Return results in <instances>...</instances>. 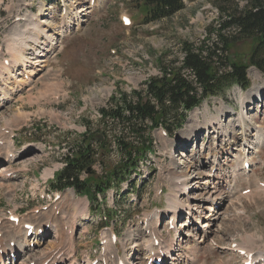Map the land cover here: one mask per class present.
Segmentation results:
<instances>
[{"label":"rangeland","instance_id":"1","mask_svg":"<svg viewBox=\"0 0 264 264\" xmlns=\"http://www.w3.org/2000/svg\"><path fill=\"white\" fill-rule=\"evenodd\" d=\"M184 1L185 9L171 18L146 24L139 0H68L64 16L59 0H0V64L11 60L7 41L31 15L43 20L40 37L51 34L48 41L53 44L42 58L49 43H31L25 51L27 62L0 77V246L23 240L26 244L23 225L41 228L52 221L57 229L32 241L31 249L45 257L61 244L64 264L87 258L102 264V256L107 257L106 264L119 259L147 264L155 238L160 246L154 255L161 254L156 259H162L161 264H242L230 246L248 236L255 239L253 250L264 252V75L253 66L247 72L249 90L234 87L225 98L208 99L189 113L184 128L173 137L155 131L156 154L141 163L139 176H133L129 187L122 186L123 195L116 190L107 193L106 207L98 214H91L88 205L89 216L74 222L82 203L67 193L54 202L55 194L48 191L51 176L46 175L55 172L70 148L89 144L99 148L96 133L104 128L99 110L112 95L119 90L145 91L147 83L161 75L163 65L174 61L171 68L181 65L184 43L198 47L205 40L209 45L213 41L208 39L217 37L230 15L252 3L264 4V0ZM125 15L131 27L122 22ZM66 17L71 20L67 24ZM236 32L224 31L234 36ZM252 47L249 41L239 42L227 56L245 60ZM185 77L192 76L185 71ZM87 121L92 123L90 133ZM244 162L250 163L249 169ZM118 164L114 153L105 160L106 169H92L101 176ZM181 172L184 188L177 185L176 174ZM171 194L183 206L172 208ZM110 210L114 216L106 220ZM9 212L19 216L18 224L9 220ZM63 227L71 235L62 241L57 233L66 235ZM113 233L119 235L116 244L110 241ZM101 238L106 245H100ZM28 255L17 264H30L34 258L28 261ZM8 257L9 251L4 258L12 264Z\"/></svg>","mask_w":264,"mask_h":264},{"label":"trees","instance_id":"2","mask_svg":"<svg viewBox=\"0 0 264 264\" xmlns=\"http://www.w3.org/2000/svg\"><path fill=\"white\" fill-rule=\"evenodd\" d=\"M141 1L148 23L169 19L185 8L184 0ZM228 29H236V36L225 34ZM210 40L213 41L211 44L207 45L204 40L198 47L184 43L181 65L171 68L176 61L170 66L163 65L162 75L151 79L145 91L134 90L128 94L119 90L111 97L107 106L100 109L104 141L99 142L98 149L91 144L71 148L69 155L65 156L67 167L51 183L52 190L73 187L94 203L97 193L103 194L111 185L129 180L140 160L154 152V128L163 127L172 136L175 130L183 127L187 113L200 105L204 98L223 96L234 85L247 89L250 67L264 74V4L252 3L243 11L230 15L217 31V37ZM242 41L253 43L249 58L238 60L227 56L233 46ZM185 71L192 76L191 80L185 77ZM86 125L90 133L91 123L87 121ZM110 136L113 140L109 139ZM112 142L120 153V166L101 176L91 173L82 181L81 175L89 172L96 163V155L105 166Z\"/></svg>","mask_w":264,"mask_h":264},{"label":"bare ground","instance_id":"3","mask_svg":"<svg viewBox=\"0 0 264 264\" xmlns=\"http://www.w3.org/2000/svg\"><path fill=\"white\" fill-rule=\"evenodd\" d=\"M75 18H76V16H74L72 19H75ZM67 19H68V21H65L66 24L70 20L69 18L66 17L65 20H67ZM26 22L27 23L25 24L23 29L16 31L15 34L10 39H8V41H7V49L9 51L10 55H11V60H7V61H9L8 65L5 64L6 62H4V63L2 62V64H0V69H1L0 70V77H3V73L4 72H8L11 75L12 72L17 71V68H18V66H20V64H22V63L25 64L27 62L25 60V59H27L26 56H25L26 55L25 51H26V48L31 45V43H33L35 46H38V45H42L43 46L45 43H49V41H47V40H50V38L52 37L51 34H48L45 39L40 37V34H39L40 33V27H41L40 25L42 23H44V22L39 20V16H37L36 14L29 16L28 20ZM65 23H63V24H65ZM51 50H52V48L49 47L46 51H42L43 52V54H41L42 58H43L44 55H46L45 52H49V51L51 52ZM27 69H28V67H27ZM19 86H20V84H19ZM253 90H255V87H253ZM218 120H219V118L215 119L216 122H218ZM218 125H219V127L221 129H224V127H222V123L220 121L218 122ZM51 172H53V171H51ZM4 174H6V173H4ZM51 174L52 173L47 174L46 176H49ZM183 178H184V174L182 172L176 174V179L180 182V184H177V185L180 188H184L186 186V185H184L185 181L183 180ZM69 195L71 196L73 201H75L76 203H80L81 202L82 203L81 205H83L82 212H80L79 214H76V213L74 214L73 213L74 215H73L72 219L75 222L79 218H81V217L84 218V216L87 215V201H85V200H76L75 195L72 192H70ZM169 201H170L171 207L174 208V209L183 206L182 202L179 201L178 198L176 197V195H174V194L170 195ZM38 230H40V228H36L35 238L38 236L37 235V231ZM10 234H12V233H10ZM26 234H27V231L25 232V235ZM25 239H28L27 235H26ZM11 242H13V241H11ZM11 242H9L6 246H4V245L0 246V264H6L5 258H4L5 255L4 254H6L8 251H10V253L19 252V253H22L23 255H28L30 253V251H28L25 248L26 244H23V243H25L24 240L22 242H19V243L17 242L18 245H19L18 249H17L16 246H15L14 249H12L11 246H10ZM154 242L155 241L152 240V243H151V245L148 248L150 250V254L152 255V257H151L152 259H154V258L156 259V256L159 257L161 255V254L160 255H156V254L154 255L155 250H156L154 245H153ZM253 244L255 245L254 238L253 237H246V238H244L242 240V243L237 245V250H246L248 252V255L253 254L254 253V250L252 248ZM172 245L173 244L170 243L168 245V247L165 249V251L167 253V255H165V256H166L167 259L170 257V253H171V250H172ZM256 257L260 258V259H264V253L262 251H259ZM244 261L246 262L247 259L244 260ZM45 262L46 261H42V262H40L38 264H45Z\"/></svg>","mask_w":264,"mask_h":264}]
</instances>
